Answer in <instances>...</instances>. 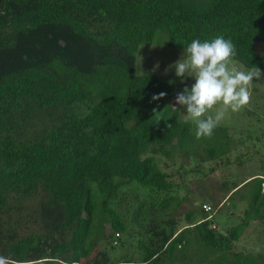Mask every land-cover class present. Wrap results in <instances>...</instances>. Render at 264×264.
Wrapping results in <instances>:
<instances>
[{"label":"trees","instance_id":"trees-1","mask_svg":"<svg viewBox=\"0 0 264 264\" xmlns=\"http://www.w3.org/2000/svg\"><path fill=\"white\" fill-rule=\"evenodd\" d=\"M218 35L235 44L234 61L264 71V0H0V255L14 264H135L107 250L139 227L112 206L119 192L138 183L169 194L176 185L161 165L228 159L238 147L226 127L198 140L180 110L160 113L152 97L163 85L135 74L137 53L157 37V46L185 50ZM249 180L218 202L248 188L236 204L248 202L244 222L223 235L213 229L218 207L177 231L174 218L159 224L142 206L139 264H264V252L234 247L264 220V177ZM101 209L110 218L104 249L90 244ZM192 240L199 259L187 254Z\"/></svg>","mask_w":264,"mask_h":264},{"label":"rangeland","instance_id":"rangeland-1","mask_svg":"<svg viewBox=\"0 0 264 264\" xmlns=\"http://www.w3.org/2000/svg\"><path fill=\"white\" fill-rule=\"evenodd\" d=\"M159 38L157 37V42L153 46L146 44L140 46L137 53L135 74L154 75L159 78L163 85L159 93L164 92L167 94L165 98L160 99L157 103L160 106V113L175 116L177 112L173 106L176 108L179 106L175 104L177 94L183 92L185 87L191 88L195 83V79L189 77L182 82L176 76L174 68L165 75V70L178 61L185 50L173 49L167 44L163 47L157 46ZM257 49L258 52L264 55V45L262 43L257 44ZM157 64H159V68L154 71ZM233 66L238 70L246 71L236 61L233 65H230V67ZM249 91L251 93L250 102L239 111L233 112L229 107L220 103L206 114L215 116L218 111L223 112V117L217 126L230 129L232 138L237 141L238 145L228 159L208 162L196 161L195 165L192 166L183 165L182 160L178 159L177 164H172L169 161L168 168L161 165L167 172L172 173V180L176 185L175 190L169 194L151 192V189L144 188L138 183L127 185L128 187H124L119 192L112 206L117 207L126 214L129 221H137L135 224L139 227L136 231L128 230L123 234L122 245L116 248H107L111 253L112 260L121 259L122 257V259H130L131 257L135 264L140 263L142 259V252L139 249L141 235L138 230L143 222L138 218V215L142 213V206L145 205V210L148 213L150 212L145 216L146 219L152 218L159 224H163V221L169 220V217L174 218L178 224L177 231L184 230L189 227V224L205 217L202 211L204 204L210 203L209 205L214 206L213 209L217 208L219 206L218 202H221L228 194L233 184H242L247 179L252 180L254 176L264 177V79L254 81L249 85ZM184 114H187L186 110H184ZM184 114L183 110L179 111L180 119L193 121L185 119ZM239 140H242L243 143L238 142ZM184 160L188 162V159ZM227 160L229 162H226ZM211 169H214V171ZM247 189L246 187L242 188L239 192L240 195L244 194ZM240 195L227 200L216 209L212 222L218 227L220 235L226 234L244 222V211L241 214V210L248 209L249 205L248 202L244 201L239 203L240 208L236 209L237 199L241 197ZM134 196H137L140 201L134 199ZM170 197H178L181 201L180 204L173 207L174 203L168 201ZM165 206L169 208L162 211L160 207ZM126 208L130 212H125ZM151 209H153L152 213ZM194 210H197V212H195L192 221H189L187 216ZM95 224L96 232L91 236L90 244L92 246L98 245L104 249V244H102L103 232L110 229V218L102 209L96 215ZM234 247L236 251L247 254L264 252V220L256 219L252 222L242 233L240 241ZM200 250V245L192 240L190 252L187 251V254L190 258L196 257V259H199Z\"/></svg>","mask_w":264,"mask_h":264},{"label":"clouds","instance_id":"clouds-1","mask_svg":"<svg viewBox=\"0 0 264 264\" xmlns=\"http://www.w3.org/2000/svg\"><path fill=\"white\" fill-rule=\"evenodd\" d=\"M236 54L235 44L231 39H225L223 35L203 42L194 39L187 46L182 57L165 70L167 75L174 68L176 76L182 82L189 77L195 79L191 88L185 87L183 92L177 94L175 104L180 105V108L174 106L173 108L183 110V114L186 110L185 119L196 122L195 136L198 140L202 137H211L223 117L222 111H218L215 116L206 115L210 110L222 103L233 112L239 111L250 102L249 85L264 79V72L257 65L246 71L238 70L234 66L230 67L235 63ZM158 68L159 64L154 71ZM166 95L161 92L153 95L152 99L158 101ZM0 264H14V262L9 257L0 255Z\"/></svg>","mask_w":264,"mask_h":264},{"label":"built area","instance_id":"built-area-1","mask_svg":"<svg viewBox=\"0 0 264 264\" xmlns=\"http://www.w3.org/2000/svg\"><path fill=\"white\" fill-rule=\"evenodd\" d=\"M202 209H203V211L205 212V213H207V214H211V212H212V206H210V205H204L203 207H202ZM213 229H217L218 230V227L216 226V225H213ZM120 235L119 234H117V237H119ZM117 243L118 242H115L114 244L115 245H117Z\"/></svg>","mask_w":264,"mask_h":264}]
</instances>
